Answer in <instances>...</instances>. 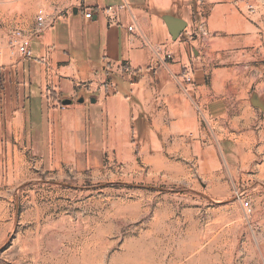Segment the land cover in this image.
Wrapping results in <instances>:
<instances>
[{
  "label": "rangeland",
  "instance_id": "1",
  "mask_svg": "<svg viewBox=\"0 0 264 264\" xmlns=\"http://www.w3.org/2000/svg\"><path fill=\"white\" fill-rule=\"evenodd\" d=\"M76 1L0 0V63L17 25ZM185 3L184 33L208 75L229 68L224 103L211 105L227 114L197 107L209 165L55 166L0 150V264H264V0Z\"/></svg>",
  "mask_w": 264,
  "mask_h": 264
},
{
  "label": "crops",
  "instance_id": "2",
  "mask_svg": "<svg viewBox=\"0 0 264 264\" xmlns=\"http://www.w3.org/2000/svg\"><path fill=\"white\" fill-rule=\"evenodd\" d=\"M123 3L135 23L125 9L116 20L108 17L107 7ZM185 6V0H77L56 14L53 26L33 36L31 57L12 51L0 67V150L42 152L55 166L141 160L171 167L180 158L209 165L210 140L197 107L224 103L217 88L229 68L210 77L195 42L185 33L172 38L162 16L181 17ZM12 7L18 18L20 5ZM35 23L36 17L16 27ZM156 46L173 60L158 61ZM187 70L193 82L184 79ZM66 98L72 103L63 105ZM222 107L212 112L227 114Z\"/></svg>",
  "mask_w": 264,
  "mask_h": 264
},
{
  "label": "built area",
  "instance_id": "3",
  "mask_svg": "<svg viewBox=\"0 0 264 264\" xmlns=\"http://www.w3.org/2000/svg\"><path fill=\"white\" fill-rule=\"evenodd\" d=\"M124 9L130 11L132 18H133V21L135 23V16L131 11V6L127 3L118 4V5H111V6L106 8V13L111 20H116L117 13L121 10H124ZM62 14H63V12H59L58 15H62ZM85 16L90 18L92 16V12L87 11L85 13ZM54 22H55V17L49 15L44 8H40L37 11L36 23L33 27H31L28 30L21 28V27H16L11 31L9 43H10L11 48L13 49V52H18L19 54H21L24 57H31L32 56L31 42H32L33 36L40 34V33H43L46 29L53 26ZM134 23L128 27V29L130 31L134 30V28H135ZM154 53H155L158 61H161L164 63H167L168 61H171L174 58L173 53L171 51L165 49L164 46L154 47ZM1 66H2V64L0 63V67ZM182 75L186 81H188V82L194 81V78L191 75L190 70H187ZM198 108L200 110L199 105H198ZM201 114L203 115L202 116L203 120H205L207 122V118H206L205 114H203L202 112H201ZM241 201H242L245 209H247V210L251 209L250 200L248 198L243 197L241 199Z\"/></svg>",
  "mask_w": 264,
  "mask_h": 264
},
{
  "label": "water",
  "instance_id": "4",
  "mask_svg": "<svg viewBox=\"0 0 264 264\" xmlns=\"http://www.w3.org/2000/svg\"><path fill=\"white\" fill-rule=\"evenodd\" d=\"M74 13H77V8L74 9ZM164 22L166 23L169 33L174 40L179 39L184 31L188 27V22L182 17L175 16L172 14H165L162 16ZM73 100L66 98L62 101L63 105L71 104ZM84 98H80L79 102H83ZM91 102H96L95 98H91Z\"/></svg>",
  "mask_w": 264,
  "mask_h": 264
}]
</instances>
